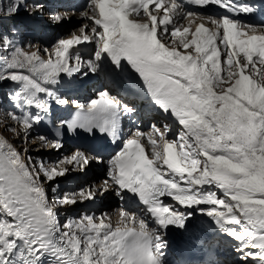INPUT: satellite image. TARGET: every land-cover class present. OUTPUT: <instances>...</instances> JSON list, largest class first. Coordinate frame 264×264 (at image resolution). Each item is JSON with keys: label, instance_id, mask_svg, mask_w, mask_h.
<instances>
[{"label": "snow or ice", "instance_id": "snow-or-ice-1", "mask_svg": "<svg viewBox=\"0 0 264 264\" xmlns=\"http://www.w3.org/2000/svg\"><path fill=\"white\" fill-rule=\"evenodd\" d=\"M27 7L14 0L8 15L23 8L42 31V7ZM83 7L78 34L51 48L25 51L0 37V87L15 86L21 107L74 108L56 125V141L40 136L41 143L59 150L61 135L90 138L48 166L0 140V264H191L179 246L176 259L168 258V234L188 232L198 215L234 241L236 264H264V20H251L264 13V0H86ZM92 44L85 59L78 46ZM90 73L134 74L154 114L148 131L133 120L124 133L122 117L138 109L107 88L87 103L59 91ZM9 115L25 133L42 119ZM109 140L118 149L105 160ZM92 161L107 164L99 186L62 195L54 188L49 203L44 181L68 179V165L86 172ZM110 190L122 201L115 226L107 214L61 224L59 208ZM130 200L136 211L128 210Z\"/></svg>", "mask_w": 264, "mask_h": 264}, {"label": "rangeland", "instance_id": "rangeland-1", "mask_svg": "<svg viewBox=\"0 0 264 264\" xmlns=\"http://www.w3.org/2000/svg\"><path fill=\"white\" fill-rule=\"evenodd\" d=\"M6 127V128H5ZM5 127H3V125L2 124H0V135H1V137H3L4 138V136H6L10 141H7L5 138V140L7 141V143H9V144H11L12 146H14V142L16 141V139H17V137H16V135L15 134H13V129L12 128H10V132L8 131L7 132V130H8V127L9 126H5ZM33 141H30L28 144H26V143H21V144H19V145H17L16 144V146L18 147V148H20L21 150H22V148H23V145H27L30 149H35V148H38V145H37V143L35 142V143H32ZM16 143V142H15ZM15 147V146H14ZM26 160V159H25Z\"/></svg>", "mask_w": 264, "mask_h": 264}, {"label": "bare ground", "instance_id": "bare-ground-1", "mask_svg": "<svg viewBox=\"0 0 264 264\" xmlns=\"http://www.w3.org/2000/svg\"><path fill=\"white\" fill-rule=\"evenodd\" d=\"M36 141H33L32 143H35ZM197 219V218H196ZM207 222H209V220H207Z\"/></svg>", "mask_w": 264, "mask_h": 264}, {"label": "trees", "instance_id": "trees-1", "mask_svg": "<svg viewBox=\"0 0 264 264\" xmlns=\"http://www.w3.org/2000/svg\"><path fill=\"white\" fill-rule=\"evenodd\" d=\"M66 24H68V23H66Z\"/></svg>", "mask_w": 264, "mask_h": 264}]
</instances>
